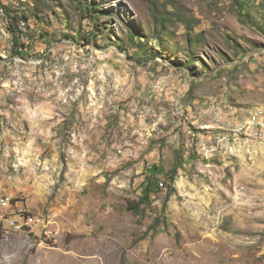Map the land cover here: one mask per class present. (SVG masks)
Masks as SVG:
<instances>
[{"label": "rangeland", "instance_id": "rangeland-1", "mask_svg": "<svg viewBox=\"0 0 264 264\" xmlns=\"http://www.w3.org/2000/svg\"><path fill=\"white\" fill-rule=\"evenodd\" d=\"M263 110L264 0H0V264H264Z\"/></svg>", "mask_w": 264, "mask_h": 264}, {"label": "built area", "instance_id": "built-area-1", "mask_svg": "<svg viewBox=\"0 0 264 264\" xmlns=\"http://www.w3.org/2000/svg\"><path fill=\"white\" fill-rule=\"evenodd\" d=\"M264 122V110L262 117L253 118V125H260ZM18 204L20 202L15 201L9 197H3L0 200V228H12L18 231H31L37 224L39 220H36L34 215L27 210L18 211Z\"/></svg>", "mask_w": 264, "mask_h": 264}, {"label": "trees", "instance_id": "trees-1", "mask_svg": "<svg viewBox=\"0 0 264 264\" xmlns=\"http://www.w3.org/2000/svg\"><path fill=\"white\" fill-rule=\"evenodd\" d=\"M98 7H93L92 10H97ZM7 16V15H6ZM11 21V19H9ZM161 21H163V19H161ZM10 29V28H9ZM11 30V29H10ZM11 32V36H12V53L13 55H18V56H22L23 55V51L26 49V47L24 45H21L19 42V36L15 37V32L14 30L12 31H9ZM148 171V175H147V178L150 182V180H153L156 176L160 175V174H164L165 175V178L166 180H168V182H172L174 180V174L177 172V168L175 167L171 173L169 172H165L164 171V168L161 167L160 165H152L151 167H149V169H147ZM149 183H148V186L146 188V191L147 193L144 195V197L139 201V203L137 204V207L133 208L131 207V205H129L130 208L129 210L130 211H133V212H139L140 210V206L144 203H147L148 200H149Z\"/></svg>", "mask_w": 264, "mask_h": 264}, {"label": "bare ground", "instance_id": "bare-ground-1", "mask_svg": "<svg viewBox=\"0 0 264 264\" xmlns=\"http://www.w3.org/2000/svg\"><path fill=\"white\" fill-rule=\"evenodd\" d=\"M260 117H262V114L261 113H257V114H255L253 117H252V122H253V118H260ZM1 199H3V197L2 198H0V200ZM18 211H25L22 207H20L19 205H18ZM8 230H10V231H18V230H13L12 228H0V235H2V236H4V233H6ZM18 232H20V231H18ZM24 232H26L27 234L28 233H30V231H24ZM8 234V233H7ZM1 237V236H0ZM6 237V236H5Z\"/></svg>", "mask_w": 264, "mask_h": 264}]
</instances>
